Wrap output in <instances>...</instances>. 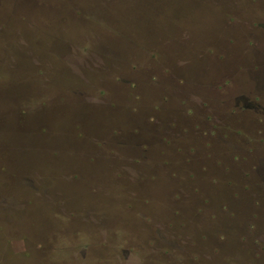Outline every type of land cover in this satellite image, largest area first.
I'll use <instances>...</instances> for the list:
<instances>
[{"label":"rangeland","instance_id":"1","mask_svg":"<svg viewBox=\"0 0 264 264\" xmlns=\"http://www.w3.org/2000/svg\"><path fill=\"white\" fill-rule=\"evenodd\" d=\"M74 1L0 0V264H264V0L88 2L126 42L218 65L196 85L191 55L136 49L88 98L80 49L117 39L74 35Z\"/></svg>","mask_w":264,"mask_h":264},{"label":"trees","instance_id":"2","mask_svg":"<svg viewBox=\"0 0 264 264\" xmlns=\"http://www.w3.org/2000/svg\"><path fill=\"white\" fill-rule=\"evenodd\" d=\"M78 1H79V4H78L79 12H82V10L85 9V14L87 15L89 13L88 15H91L90 19H93V20H91V22H89V24H88V22H86L85 20L80 22V20L78 18H76V20L74 18V27H76V28H74V35L75 34L77 35V33L78 34L82 33L84 37H89V39L102 40L103 36H107V32L109 30H111V31L114 30L113 33H115L114 36H116L117 40H111L110 42H107L105 44L101 43V41H100V43H97L96 45H93V46H88V47L82 46L81 47V49H80L81 52H86L87 54L88 53L93 54V57H95L97 59V61L95 63L96 65L93 66L92 71L87 70L86 73L84 72L83 82H80V83L74 85L75 95H81V97H87L88 98V97H92V96L97 97V92L100 95L107 94V91L109 89L102 86L99 83V80L110 79V75L107 76V73L108 72L110 73L114 70L113 65H116V66L118 65V68L115 69V72H113L111 74L113 76H115L116 79H121L122 74L120 73V70H121L120 65L122 64V61H124V60H126L128 62L132 61L134 57H131V55H135L136 54L135 50L140 49V48H142L145 52L147 51L148 53L150 51V53H151L150 58L153 60L157 59L156 58L157 56H161L163 54H165V57L171 54L173 57H176V58L178 56H180L181 58H184V57L186 58L187 55H191L195 59L196 65L192 62L186 67L185 71L184 70H182V71H184V73H187V70L188 71H196L194 76H189V75L186 76L190 79L195 80L196 85H197V82L200 84L203 81H205V79H203V77H202L201 72L203 70L202 67H207L209 65V64L206 65L209 60H208V58H206L203 61L204 65L201 66V65H199L200 59H198V56L200 55L199 52H201L202 55L209 54L210 52H209V50L204 49L203 46L198 45V46H195V48H194V46L192 47V46H187V45H177V46H173V48H172L170 46L156 47L155 45H142L141 46V45L134 44V42H126L123 40V38H121L122 35L118 31V28L121 27L123 24H121V23L113 24L114 22H112L111 24H106V21L108 20V22H109V20H110L109 15L111 13L113 15L115 14L114 11L116 10V7L111 8V7H106V5H104L103 9H92L94 7H91V9L89 10L90 12H89L88 8H87V3L89 2L92 6V4L96 3L97 1L96 0H78ZM78 1H76V3L74 1V6L75 5L77 6ZM98 1H102V0H98ZM111 1L112 0H109V2H111ZM113 1H112V3H113ZM97 3H99V2H97ZM122 3H123V1L120 3V5ZM121 7L122 8H126V7L128 8L129 6H128V4L124 3L123 5H121ZM124 10H126V9H124ZM92 11L94 13L90 14ZM137 15L138 16L125 18L126 22H123V23L126 24L128 21H130V19L137 22L141 17V16H139L138 13H137ZM92 16L95 18H93ZM115 17H116V15L113 16V20L116 19ZM86 18H87V16H86ZM119 19H122V17H120ZM79 23L83 24V28H81L80 25H78ZM78 26H79V28H77ZM86 27H88V28H86ZM49 48H50V46L47 47L48 51H51V49L49 50ZM163 48H167V49L169 48V52L166 53ZM217 58H219V57L217 56ZM191 60L192 59H190V61ZM213 61H211V63L214 65H217V64L213 63ZM197 66H200V67H197ZM45 69H46V67H44V65H43V68H41L40 70L38 69L39 74L44 75ZM208 71L209 70H206L205 75L208 73ZM206 79H208V78H206ZM94 84H97V85H94ZM131 85H134V84H131ZM104 96H106V95H104ZM104 96H102V97L104 98ZM81 97L78 99H82L83 101H85V99L81 98ZM106 99L107 100L109 99L108 95H107ZM108 109L110 111H113V112L119 111L117 103L109 105ZM75 110L76 111H74V112H77V113H75L77 118L78 117L81 118L82 122H84V120H86V117L85 116L83 117V113L80 112L82 110H79L78 107H76ZM102 121L104 122L105 119H102ZM87 126H89V123L87 124ZM94 131H92V132H94ZM103 143L106 144V141L102 138H98L96 146H99V145L101 146ZM113 150L115 151V149H113ZM113 150L109 144L107 151L113 152ZM105 155L106 156H103L104 159H107V161L112 160L111 158L108 157V155H109L108 153H105ZM99 162H100L99 164L95 165V167H96L95 171L97 172V174L105 173L104 167L101 166L100 160H99ZM120 175H121V172L117 174V176H120ZM35 238H40V237H35ZM59 242L55 243L56 252L54 254H56L57 252L59 253V250L64 249V247H69V245H72L71 247L74 248V238L67 239V240L63 239V240H60ZM37 247H39V246H37ZM36 250H37V248H36ZM56 258H58V257L56 256ZM60 259H61L60 261H62L61 255H60ZM51 263L56 264L55 261L54 262L51 261Z\"/></svg>","mask_w":264,"mask_h":264},{"label":"flooded vegetation","instance_id":"3","mask_svg":"<svg viewBox=\"0 0 264 264\" xmlns=\"http://www.w3.org/2000/svg\"><path fill=\"white\" fill-rule=\"evenodd\" d=\"M209 64V65H208ZM206 65H208L207 67H202V77H203V79H206V78H213L214 76H215V74H216V66L214 65V64H212L211 62H207V64ZM206 70H209L208 71V73L205 75V72H206ZM200 74V73H199ZM207 76V77H206ZM263 84H264V82H263Z\"/></svg>","mask_w":264,"mask_h":264}]
</instances>
